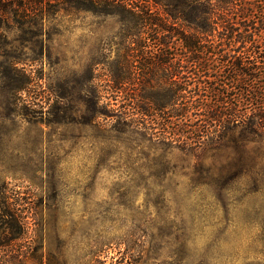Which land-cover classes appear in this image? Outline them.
Listing matches in <instances>:
<instances>
[{"label":"rangeland","instance_id":"1","mask_svg":"<svg viewBox=\"0 0 264 264\" xmlns=\"http://www.w3.org/2000/svg\"><path fill=\"white\" fill-rule=\"evenodd\" d=\"M41 1L0 27V264H264V140L235 176L231 149L116 137L91 108L121 100L120 17Z\"/></svg>","mask_w":264,"mask_h":264},{"label":"trees","instance_id":"2","mask_svg":"<svg viewBox=\"0 0 264 264\" xmlns=\"http://www.w3.org/2000/svg\"><path fill=\"white\" fill-rule=\"evenodd\" d=\"M57 1L120 17L127 54L106 81L121 100L91 108L112 119L109 132L199 159L231 149L235 176L255 169L247 148L264 140V0ZM43 7L0 0V27Z\"/></svg>","mask_w":264,"mask_h":264}]
</instances>
